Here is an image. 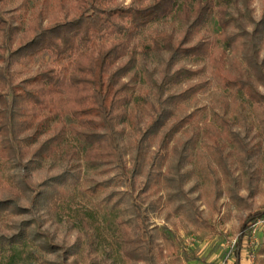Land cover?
I'll return each mask as SVG.
<instances>
[{
    "label": "trees",
    "instance_id": "1",
    "mask_svg": "<svg viewBox=\"0 0 264 264\" xmlns=\"http://www.w3.org/2000/svg\"><path fill=\"white\" fill-rule=\"evenodd\" d=\"M252 1L0 0V162L27 172L47 161L62 166L40 182L27 173L0 177V219L30 208L39 216L53 214L78 188L83 165L98 168L109 174L99 187L116 180L127 185L111 188L99 202L115 212L121 256L128 264H166L167 238L152 216L179 215L206 225L200 194L193 196L201 181L214 182L217 197L226 184L230 198L239 199L236 163L254 166L264 150V12L256 20ZM169 16V29L157 25ZM190 58L209 61L230 101L240 93L247 97L258 133L251 134L252 125L244 133L235 130L219 115L217 126L186 112L184 104L208 84L194 80L203 68L186 65ZM37 60L41 66L32 70ZM198 143L212 166L195 168ZM262 219L264 210L242 218L231 264L242 263L244 242ZM36 225L33 218L15 223L11 235L0 234V251L29 239L54 253L58 248ZM81 225L92 249L97 231L85 219ZM80 248L77 241L60 259L36 264H68ZM258 254L264 256V244Z\"/></svg>",
    "mask_w": 264,
    "mask_h": 264
},
{
    "label": "rangeland",
    "instance_id": "2",
    "mask_svg": "<svg viewBox=\"0 0 264 264\" xmlns=\"http://www.w3.org/2000/svg\"><path fill=\"white\" fill-rule=\"evenodd\" d=\"M123 2L127 4L130 0ZM252 8L254 18L259 19L264 12V0H253ZM172 21L173 17L169 16L157 25L169 29ZM208 28L210 35L215 39L218 28L214 17L210 18ZM261 56H264V50ZM149 63L154 64L152 57ZM185 64L203 68L194 80L200 77L208 80L207 86L195 96L194 100L184 104L186 112H195L200 122L210 121L219 126L216 118V115H219L232 120L234 129L241 130L242 133L249 125H252L251 134L259 132V124L247 97L240 93L236 102L230 101V92L213 79L208 60L190 58L185 60ZM38 66H41V62L37 60L32 65V70ZM260 90L264 92V88ZM224 97L229 100L227 105L223 103ZM66 121L70 122L68 118ZM228 146L233 148L231 143ZM212 164L208 153L198 143L194 159L195 168H207ZM61 168V165H51L47 161L41 168L27 172L13 164L0 162V177L2 180H7L15 174L21 176L27 173L33 182H40L47 176L59 172ZM234 168V176L238 180L239 199L230 198L226 184L222 186L221 196L217 197L214 182L204 183L203 180L199 189L193 193V196L200 194L197 205L206 225H192L179 215H172L170 218H166L165 215L152 216L153 226L161 229L167 238L164 242L166 264H231L234 260L232 247L238 236L242 218L249 212L264 210V150L261 151L260 159L254 166L248 167L236 163ZM82 172V180L78 188L72 191V197L53 214L42 213L39 216L36 210L30 208L24 215H8L0 219V234L8 235L15 231V223L35 219L38 231L45 233L49 241L58 249L54 253L43 252L27 239L23 244H16L12 250L0 251V264H36L45 259L57 260L61 258L60 254L63 250L77 241L81 243L80 251L74 256H68V264H128L114 243L115 212L99 205L102 197L111 188L126 189L127 185H121L120 180H116L108 187H99V182L105 180L109 174L103 173L98 168H87L85 165ZM250 176L252 178L249 182ZM192 183L193 181L188 183L186 188ZM93 186L97 187L96 191L91 189ZM249 186L253 189L252 193ZM21 204L26 208L30 207L24 199ZM82 219L87 220L97 231V242L92 249H89L86 243L87 238L81 225ZM263 244L264 219L255 224L250 237L244 242L241 264H264V256L258 254Z\"/></svg>",
    "mask_w": 264,
    "mask_h": 264
}]
</instances>
